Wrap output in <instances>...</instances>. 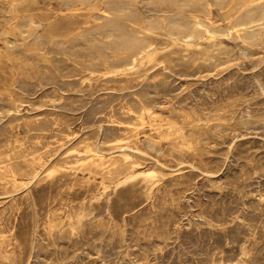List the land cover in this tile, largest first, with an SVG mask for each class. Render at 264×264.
Returning a JSON list of instances; mask_svg holds the SVG:
<instances>
[{"label":"rangeland","instance_id":"obj_1","mask_svg":"<svg viewBox=\"0 0 264 264\" xmlns=\"http://www.w3.org/2000/svg\"><path fill=\"white\" fill-rule=\"evenodd\" d=\"M0 264H264V0H0Z\"/></svg>","mask_w":264,"mask_h":264},{"label":"bare ground","instance_id":"obj_2","mask_svg":"<svg viewBox=\"0 0 264 264\" xmlns=\"http://www.w3.org/2000/svg\"><path fill=\"white\" fill-rule=\"evenodd\" d=\"M103 1V0H102ZM206 1V0H205ZM243 1V0H242ZM33 3V2H32ZM141 3V2H140ZM19 4V3H18ZM238 5V4H237ZM85 6V5H84ZM229 7V6H228ZM165 8V7H164ZM177 9V8H176ZM248 9V8H247ZM204 10V9H203ZM192 11V10H191ZM229 11V10H228ZM197 12H198V10H197ZM103 13V12H102ZM101 13V14H102ZM105 13V12H104ZM106 14V13H105ZM104 14V16H106L107 17V14L105 15ZM167 15V14H166ZM171 16V15H170ZM28 17V16H27ZM111 17V16H110ZM26 18V17H25ZM146 18V17H145ZM116 20V19H115ZM175 21V20H174ZM229 21V20H228ZM177 22V21H176ZM124 23V22H123ZM127 23V22H126ZM251 23V22H250ZM132 25V24H131ZM178 25V24H177ZM228 25H229V23H228ZM181 26V25H180ZM183 27V26H182ZM117 29L118 30H120L121 32H123V29H122V26H120L119 24H117ZM183 29V28H182ZM124 30H125V28H124ZM127 30H129L128 28H127ZM133 31V30H132ZM230 31V30H229ZM115 32V31H114ZM176 32V31H175ZM136 33V32H135ZM134 33V34H135ZM181 33V32H180ZM241 34V33H240ZM175 35V34H174ZM185 35H186V33H185ZM184 38H186V37H184ZM137 39V38H136ZM139 39V38H138ZM81 40V39H80ZM190 42V41H189ZM125 43V42H124ZM131 43H133V44H131ZM143 43V42H142ZM142 43H138L137 41H135V40H133L132 38H130V37H128V38H126V44H129V45H136V46H134V50L133 49H131V50H133L132 51V55H131V60H132V63L133 64H135L137 61H138V59H149V60H151V59H153V57H154V49L151 47V46H149V45H144V44H142ZM125 47H128L127 45L125 46ZM133 47V46H132ZM201 48V47H200ZM14 49V48H13ZM90 49V48H89ZM128 49V48H127ZM11 50V49H10ZM124 52V51H123ZM131 52V51H130ZM126 53V52H125ZM109 54V53H108ZM99 58V57H98ZM119 58V57H118ZM97 62V61H96ZM201 63H203V62H201ZM146 64V63H145ZM145 67V66H144ZM132 68V67H131ZM138 69V68H137ZM114 71V70H113ZM108 72V71H107ZM110 72V71H109ZM115 72V71H114ZM95 76V75H94ZM124 77V76H123ZM127 111V110H126ZM162 120V119H161ZM148 121V120H147ZM161 127V126H160ZM154 128V127H153ZM163 128V127H162ZM201 128V127H200ZM172 129V128H171ZM154 131V130H153ZM179 138V137H178ZM135 139V138H134ZM89 142V141H88ZM121 142H123V141H121ZM115 143H116V141H115ZM111 144V143H110ZM109 144V145H110ZM119 144V143H118ZM188 145V144H187ZM87 146V145H86ZM95 146H97V145H95ZM181 148V147H180ZM186 148V147H185ZM184 148V149H185ZM87 149V148H86ZM183 149V150H184ZM90 150V149H89ZM88 150V151H89ZM189 151V150H188ZM95 152V151H94ZM97 152H99V151H97ZM105 153V152H104ZM84 154V153H83ZM100 154V153H99ZM91 155H93V154H91ZM94 156H98L99 158H100V160L101 161H105V159L104 160H102V157H100L99 155H97L96 153H94ZM92 157V156H91ZM90 157V158H91ZM89 159V158H88ZM93 159H95L94 157L92 158V160ZM111 159V158H110ZM90 160V159H89ZM98 161H99V159H97ZM95 161V160H94ZM90 162V161H89ZM100 162V161H99ZM99 162H97V163H99ZM87 163V162H86ZM96 163V162H95ZM94 163V164H95ZM101 163V162H100ZM103 163V162H102ZM10 164V163H9ZM105 163H103L102 165H104ZM83 165V164H82ZM97 165V164H96ZM137 166V165H136ZM105 168V167H104ZM68 170H70V169H68ZM93 172H95V170L93 171ZM50 174V173H49ZM147 174V173H146ZM37 176V175H36ZM38 179V178H37ZM24 182V181H23ZM26 182V181H25ZM18 183V182H17ZM22 183V182H21Z\"/></svg>","mask_w":264,"mask_h":264}]
</instances>
